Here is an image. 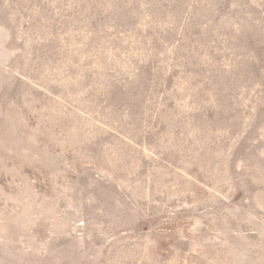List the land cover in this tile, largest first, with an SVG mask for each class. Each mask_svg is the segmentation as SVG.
<instances>
[{"label":"rangeland","instance_id":"rangeland-1","mask_svg":"<svg viewBox=\"0 0 264 264\" xmlns=\"http://www.w3.org/2000/svg\"><path fill=\"white\" fill-rule=\"evenodd\" d=\"M0 264H264V0H0Z\"/></svg>","mask_w":264,"mask_h":264}]
</instances>
